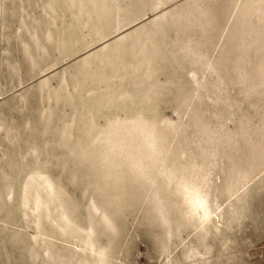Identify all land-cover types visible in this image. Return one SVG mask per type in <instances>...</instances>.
Instances as JSON below:
<instances>
[{"label":"rangeland","instance_id":"rangeland-1","mask_svg":"<svg viewBox=\"0 0 264 264\" xmlns=\"http://www.w3.org/2000/svg\"><path fill=\"white\" fill-rule=\"evenodd\" d=\"M0 264H264V0H0Z\"/></svg>","mask_w":264,"mask_h":264}]
</instances>
